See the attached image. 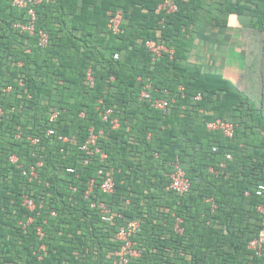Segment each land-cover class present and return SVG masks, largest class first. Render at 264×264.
I'll return each mask as SVG.
<instances>
[{
    "label": "trees",
    "instance_id": "16d2710c",
    "mask_svg": "<svg viewBox=\"0 0 264 264\" xmlns=\"http://www.w3.org/2000/svg\"><path fill=\"white\" fill-rule=\"evenodd\" d=\"M162 1L43 0L29 34L14 27L29 20L27 8L0 0V264H113L117 232L135 218L141 254L128 264L264 262L248 248L262 223L264 90L257 108L226 78L188 63L191 25L209 0H176L172 14ZM246 1L264 31V0ZM117 12L115 34L108 23ZM39 30L49 35L44 47ZM150 39L166 46L161 57L148 51ZM139 77L151 82L149 99ZM157 98L168 100L166 111ZM218 118L234 122L232 137L208 129ZM92 128L97 141L86 151ZM177 159L191 182L183 195L169 188ZM32 165L37 175L24 174ZM100 168L113 170L111 193L100 188Z\"/></svg>",
    "mask_w": 264,
    "mask_h": 264
},
{
    "label": "crops",
    "instance_id": "0c3cea01",
    "mask_svg": "<svg viewBox=\"0 0 264 264\" xmlns=\"http://www.w3.org/2000/svg\"><path fill=\"white\" fill-rule=\"evenodd\" d=\"M241 4L248 7L242 13L225 14ZM254 7L246 0H209L199 9L198 24L191 25L188 63L226 78L258 108L264 90V31L252 24L258 16Z\"/></svg>",
    "mask_w": 264,
    "mask_h": 264
},
{
    "label": "built area",
    "instance_id": "2783aa9c",
    "mask_svg": "<svg viewBox=\"0 0 264 264\" xmlns=\"http://www.w3.org/2000/svg\"><path fill=\"white\" fill-rule=\"evenodd\" d=\"M43 0H11L14 6L19 8H27L28 14V21L26 23L17 22L14 23V27L18 28L22 32H28L29 34H35L36 32V20H37V13H36V5L41 3ZM159 9L162 10L166 14H172L178 10V4L176 0H163L160 5ZM121 22H122V13L117 12L109 19L108 27L113 33H119L121 31ZM39 44L41 46H46L49 42V35L44 30H39ZM146 47L148 51L152 54L153 58H159L163 55L164 51H166V46L162 43L157 42L154 39H150L146 41ZM115 58H118V54H115ZM88 77L90 81H93V77L91 73H88ZM139 80L145 82V85L141 91V97L149 99L151 97L149 88H151V82L149 79H143L142 77L138 78ZM198 98L200 95L197 96ZM153 105L156 108L162 109L166 111L168 109V100L163 98H157L153 101ZM113 109L108 108L103 112V119L108 120L109 115L112 113ZM2 109L0 108V114L2 113ZM57 113L52 114L51 119L55 118ZM114 126H118L119 122L118 119L115 118L113 121ZM208 129L211 130H220L225 136L232 137L235 131V124L230 120H224L222 118H218L213 120L207 124ZM50 134L54 133L53 130L49 131ZM264 133V131H263ZM63 140H68V137H61ZM38 141L37 138H33L32 142L36 143ZM97 141V134L94 132L93 128L91 129V134L89 135L87 141L82 145L83 150H90V147L95 145ZM214 149H216L214 147ZM96 151H99L96 148ZM102 159L106 158V154H101ZM231 154H227V158H231ZM11 161H17L18 157L16 155H12L10 158ZM87 163L88 160H85ZM42 163L38 162V166ZM70 171H73L72 168H69ZM30 174L32 176L37 175V170L34 165L30 166L28 170H24V174ZM99 175H103V181L101 182V190L104 193H111L115 189V180L113 175V170L105 171L103 168H100L98 171ZM171 182L169 188L174 189L179 194L183 195L187 193L190 189L191 182L187 177L186 171L181 166L179 159H177L173 163V171L171 173ZM95 180L92 179L89 182L88 189L86 191V196H89L90 192L93 190ZM257 194L264 195V184L258 186L256 190ZM249 193V192H246ZM24 205L33 210L36 208V204L33 199L25 196L24 197ZM95 206V204H92ZM98 207L101 210V217L102 220L105 222H110L113 217L114 213L112 209L105 203L100 202ZM257 211L260 214L262 219L261 228L259 230L258 235L252 238L248 243V248L252 250L254 255L260 257L264 254V201L260 202L257 205ZM55 214V213H54ZM141 221L138 218L129 220L126 224L122 225L118 232H117V239L121 242V246L117 249L114 253V260L113 264H128L132 258H136L140 256L141 250L137 247V242L134 239L135 234L140 229ZM40 235H43L41 232V228H39ZM44 249L45 247L42 246ZM259 264H264V262H260Z\"/></svg>",
    "mask_w": 264,
    "mask_h": 264
}]
</instances>
